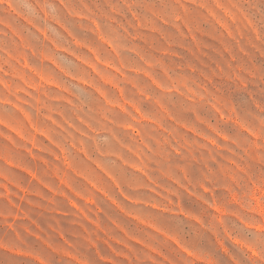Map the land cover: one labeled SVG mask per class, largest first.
<instances>
[{
  "label": "rangeland",
  "instance_id": "1",
  "mask_svg": "<svg viewBox=\"0 0 264 264\" xmlns=\"http://www.w3.org/2000/svg\"><path fill=\"white\" fill-rule=\"evenodd\" d=\"M0 264H264V0H0Z\"/></svg>",
  "mask_w": 264,
  "mask_h": 264
}]
</instances>
